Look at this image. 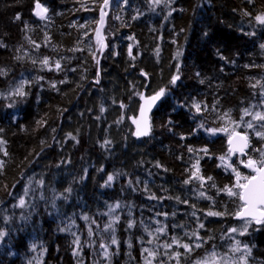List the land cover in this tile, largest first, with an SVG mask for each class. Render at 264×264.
Listing matches in <instances>:
<instances>
[{
  "label": "trees",
  "instance_id": "16d2710c",
  "mask_svg": "<svg viewBox=\"0 0 264 264\" xmlns=\"http://www.w3.org/2000/svg\"><path fill=\"white\" fill-rule=\"evenodd\" d=\"M103 2L0 0V264H141L160 230L264 264V224L228 233L225 191L264 150V121L242 122L264 114V0H112L102 49ZM161 89L138 138L139 96ZM234 126L245 157L210 131Z\"/></svg>",
  "mask_w": 264,
  "mask_h": 264
},
{
  "label": "snow or ice",
  "instance_id": "6c2138e0",
  "mask_svg": "<svg viewBox=\"0 0 264 264\" xmlns=\"http://www.w3.org/2000/svg\"><path fill=\"white\" fill-rule=\"evenodd\" d=\"M154 3L159 4L161 0H153ZM109 3V0H104V4L101 5V22H103L104 18V7H106ZM47 13V9L44 8L39 2L36 3V12L35 15L39 16L41 19L45 18V14ZM16 19H20L19 16L16 17ZM255 19L261 23L264 24V14L257 15ZM264 47V45H262ZM45 65H47L48 60L45 58L43 61ZM57 67H59V64H57ZM176 79L178 77H173L172 83H175ZM16 95L18 96H24L25 92L21 89L16 90ZM164 94V89H161L156 95L152 98H150L151 103H154L161 95ZM150 107V105H149ZM197 110H199V105H196ZM142 116L145 113V109L142 107L141 109ZM245 114L247 115V111H245ZM227 115V114H225ZM254 119H259L264 121V115L257 113ZM137 123V132L135 133L137 136H143L148 134L149 126L147 124L146 118L144 120V126L143 128L140 127V124L137 121H134ZM239 127V125H236ZM248 128H252L253 125L249 123L247 125ZM212 132H215L216 130H210ZM257 136H260L262 139H264V133L257 132ZM236 137L235 141V147L232 149V151H239L240 153L244 154L245 149L249 147L248 144V136L247 135H240L239 133L233 134ZM229 143L233 144V137H229ZM191 151V149H190ZM206 151V150H205ZM223 159V157H221ZM246 168L251 169L252 173H255V175H248L244 176L241 179L240 173H236L237 175V183L234 186L239 191H233L232 188L226 187L225 191L229 196H236L241 201L240 210L237 212V215L245 219V231L247 230L248 224H250L252 221H255L257 224H264V150H261L260 159L255 160L251 157H249L248 161L244 165ZM235 171V169L233 170ZM196 173H193V176H195ZM112 177H109V180H111ZM208 179H211V177H208ZM185 183H188V181H185ZM20 205H24V201H20ZM209 215H221V213L217 212H209ZM131 227V224L129 225ZM232 232H236V229H232ZM243 235V232L240 233ZM5 235L4 232L0 231V238H2ZM175 242V241H174ZM112 243H116V241L113 239ZM200 245H196V247H199ZM103 247V245H102ZM165 247H170V245H166ZM182 247L185 249V251H191L190 245L184 244ZM233 252H240L241 248L239 246V242H237L236 246L232 249ZM249 254V250L245 246L243 249V255L238 258L236 261V264H247L246 257ZM177 256L179 253L176 254ZM215 253L212 254L211 257H209L206 260L198 262V264H215Z\"/></svg>",
  "mask_w": 264,
  "mask_h": 264
},
{
  "label": "rangeland",
  "instance_id": "374dc122",
  "mask_svg": "<svg viewBox=\"0 0 264 264\" xmlns=\"http://www.w3.org/2000/svg\"><path fill=\"white\" fill-rule=\"evenodd\" d=\"M17 89H19V87H17L15 90ZM263 107H264V101H263ZM257 113L264 115L263 113H261L260 109L253 110L252 112L249 113L250 119L242 122H247L245 125H248L249 123H251V119H253ZM234 132L240 133L236 131L235 126L226 130H216L215 132L212 133L225 134L228 136L229 139L230 136H233ZM240 134H244V133H240ZM230 169L232 171L234 170L232 166H230ZM240 176L241 179L244 177L241 174ZM236 180H237V175H236ZM184 219H195V218L189 216V217H185ZM245 222H246L245 220H238V224L234 228L229 229L228 233L232 234V236L234 237L241 235L240 234L241 232H243V234L246 233L247 230L246 231L244 230ZM249 225L250 224H248L247 228L249 227ZM185 226L189 227V225H185ZM232 229H236L237 231L232 232L231 231ZM192 233L193 232L191 231L190 232L181 231L179 232V234L178 232H174V231L171 232L168 231L165 232L164 230L154 231L153 232L154 241L152 242L149 241L148 246L143 245L142 247L143 261L141 264H198V262L206 260L209 257H211L213 253H215V257H214L215 264H235L236 260H238V258L243 255L241 251L237 252L238 256H236V253L233 252L232 250H230L227 254H224V253H218L214 249H206L204 248L206 241H204V239L201 236L195 238L192 235ZM160 239H165V240L171 239L172 241L171 243H167L166 241H162ZM184 244L190 245L191 251L186 252L185 249L182 247V245ZM166 245H170V247H165ZM196 245H200V246L196 247ZM198 250L202 251L201 255L195 254ZM177 253H179L178 256L176 255ZM39 260L40 257L39 259L35 258L32 264H40Z\"/></svg>",
  "mask_w": 264,
  "mask_h": 264
},
{
  "label": "water",
  "instance_id": "95a60500",
  "mask_svg": "<svg viewBox=\"0 0 264 264\" xmlns=\"http://www.w3.org/2000/svg\"><path fill=\"white\" fill-rule=\"evenodd\" d=\"M111 2H112V0H109L108 5L106 7H104V9H103V11L105 13L104 18H103V22H101V8H100L99 21H98V37L100 39H102V49L104 48V45H105V43L103 41V30H102L103 29V23H104V19L106 16V9ZM103 4H104V2H103ZM35 12H36V6L34 9V14H35ZM155 95H156V93L153 95H150V96H146L145 93L143 92L139 96V107H138V111H137V118L135 121H137L140 124V127L143 128L144 120L146 118L147 124L149 126L148 134H149L150 128H151L150 127V115H151L152 111L159 105V103L161 102V99L163 98V95H161L159 97V99H157L154 103H151L150 98L154 97ZM149 105H150V107H149ZM142 107L145 109V113L143 116H142V112H141ZM137 126H138L137 123L134 122V128H135L136 132H137ZM147 135L138 136V138H144ZM240 135L243 136V134H240ZM232 137H233V144H230L229 139H228V150L230 152V155L233 156V155L237 154L239 156L245 157L247 155V153H246L247 148L245 149L244 154L240 153L239 151H232V149L235 147V141H236V137L234 135ZM249 170L251 171V169H249ZM253 175H255V173H253ZM237 219L238 220H245V219L240 218L238 215H237Z\"/></svg>",
  "mask_w": 264,
  "mask_h": 264
},
{
  "label": "bare ground",
  "instance_id": "6f19581e",
  "mask_svg": "<svg viewBox=\"0 0 264 264\" xmlns=\"http://www.w3.org/2000/svg\"><path fill=\"white\" fill-rule=\"evenodd\" d=\"M143 92L145 93V91H142L141 93H143ZM145 95H146V93H145ZM146 96H147V95H146ZM152 112H153V111H152ZM239 222H240V221H239Z\"/></svg>",
  "mask_w": 264,
  "mask_h": 264
},
{
  "label": "flooded vegetation",
  "instance_id": "af4514ba",
  "mask_svg": "<svg viewBox=\"0 0 264 264\" xmlns=\"http://www.w3.org/2000/svg\"><path fill=\"white\" fill-rule=\"evenodd\" d=\"M142 261H143V259H142Z\"/></svg>",
  "mask_w": 264,
  "mask_h": 264
}]
</instances>
